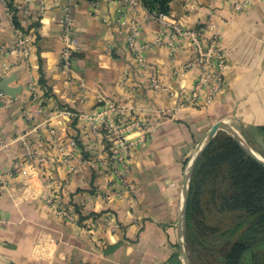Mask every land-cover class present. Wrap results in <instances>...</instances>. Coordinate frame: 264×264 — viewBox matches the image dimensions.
I'll return each mask as SVG.
<instances>
[{"label":"crops","instance_id":"1","mask_svg":"<svg viewBox=\"0 0 264 264\" xmlns=\"http://www.w3.org/2000/svg\"><path fill=\"white\" fill-rule=\"evenodd\" d=\"M9 2L13 14L0 0V81L10 78L19 92L0 97L7 144L0 175L8 181L0 187V264H186L179 223L184 163L219 121L262 134L264 0L171 2L167 22L219 34L227 60L225 85L213 100L204 88L198 105L184 107L200 74L198 65L186 67L195 47L185 38L172 49L169 34L158 44L162 23L140 0ZM68 6L79 43L70 72L60 69ZM132 23L139 26L135 51L127 42ZM24 37L26 52L17 45ZM142 60L156 66L159 89ZM31 83L43 100L40 114ZM108 103L125 107L127 117L118 119H128V136H146L132 145V189L90 160L103 141L85 122ZM23 134L34 152L31 165L16 139Z\"/></svg>","mask_w":264,"mask_h":264},{"label":"rangeland","instance_id":"2","mask_svg":"<svg viewBox=\"0 0 264 264\" xmlns=\"http://www.w3.org/2000/svg\"><path fill=\"white\" fill-rule=\"evenodd\" d=\"M6 1L10 14H13L15 7L9 0ZM125 111V107L108 103L99 112L102 117L87 120L85 123L88 124L89 130L103 141L101 152L94 154L90 160L94 161L103 173L132 189L129 182L134 155L132 145L136 146L140 140L146 139V136L141 135L137 139L129 136L128 147L121 150L118 146V138L121 131L128 134L129 123L128 119L119 121L118 117H127ZM222 122L232 126L229 122ZM234 129L255 154L264 158V134L251 137L249 130L236 127ZM231 140L235 139L228 131L219 129L202 152L198 162L201 161L194 170V174H197L193 179L192 191L189 192L184 239L185 250L192 264H227L224 254L239 239L241 232L247 227L261 224L258 216L237 208L232 200L237 192L234 177L240 169L236 165L238 159L234 157L227 161L222 160L225 155L233 152ZM246 154L249 155L247 152ZM191 161L192 158L184 163L185 173L189 171ZM263 259L264 245L258 247L253 256L250 254L245 263L262 264Z\"/></svg>","mask_w":264,"mask_h":264},{"label":"built area","instance_id":"3","mask_svg":"<svg viewBox=\"0 0 264 264\" xmlns=\"http://www.w3.org/2000/svg\"><path fill=\"white\" fill-rule=\"evenodd\" d=\"M236 8L240 9L241 4L239 3ZM151 15L154 18L160 20V22L162 23V27L158 33L156 40L158 44H163V37L169 34L171 36V41L167 42V44L171 46L172 49L176 48V42L179 41L178 39L185 38L188 39L195 47V57L191 62L187 64L186 67L189 68L194 65H198L200 68V74L196 81L194 89L184 97L185 99L180 102V105L183 107L198 105L202 90L204 88H207L208 90L207 99L212 101L213 98L217 95V93L225 85L224 70L227 65V60L224 51L221 48L219 34L216 33L212 36H208L203 26H198L196 28H185L178 22H167L166 15ZM75 20V9L73 6H68L62 19L64 45L60 58V69L66 72H70L74 66V52L79 44L75 30ZM138 34L139 26L137 24L132 23V30L127 36V42L129 47L133 51L138 49ZM27 42L28 39L24 37L19 41L17 45L24 47L26 52ZM140 64L141 66L152 70L153 75L151 78V85L154 89H159L161 87V84L159 81V74L156 66L150 65L144 60H142ZM30 89L32 91V100L37 105L35 112L40 114L43 112V100L40 95L39 87L37 84L31 83ZM6 96L8 95L5 92L0 91V97ZM65 112L69 115L72 114L69 110H65ZM27 115L29 116L28 112ZM99 117H102V115L98 113L95 116L87 117V120H96ZM119 137L120 138H118V146L121 147V150H124L128 147L129 136L128 134H126L125 131H121ZM16 139L20 141L21 144L26 148L27 160L24 162L25 165L32 163L35 156L27 134L19 135ZM71 145L75 147L76 141L73 140L71 142ZM6 146L7 144L4 140L2 132L0 131V151L5 149ZM15 168H17V165L15 166ZM12 172H10L9 175H12ZM7 182V178L0 175V187L2 189H5L7 187Z\"/></svg>","mask_w":264,"mask_h":264},{"label":"trees","instance_id":"4","mask_svg":"<svg viewBox=\"0 0 264 264\" xmlns=\"http://www.w3.org/2000/svg\"><path fill=\"white\" fill-rule=\"evenodd\" d=\"M90 1L95 2L99 0ZM140 1L149 13L161 16L170 13V4L173 0ZM13 21L16 26L21 27L17 15H14ZM259 132L264 134V126L259 128ZM231 145H233V152L225 155L222 160L227 161L234 157L238 159L236 160V165L240 169L234 177V186L237 192L232 197V200L237 208L251 215L258 216L261 224L245 228L241 232L239 239L226 251L224 258L227 264H246L245 260L248 256L250 254L253 256L256 249L264 245V166L247 155L246 151L237 141L231 140ZM200 161L197 163L198 165ZM196 174H194L191 180L190 193ZM262 264H264V259Z\"/></svg>","mask_w":264,"mask_h":264},{"label":"water","instance_id":"5","mask_svg":"<svg viewBox=\"0 0 264 264\" xmlns=\"http://www.w3.org/2000/svg\"><path fill=\"white\" fill-rule=\"evenodd\" d=\"M11 82L10 78H6L2 81H0V91H4L6 94L10 96H16V94L19 92V89L9 86ZM219 129H224L228 131L233 138L239 143V145L255 160L259 161L264 165V158L255 154L241 139L238 133L235 131V129L230 126L227 123H224L222 121L217 122L213 125L211 128L207 138L205 141L199 145L198 149L194 153L191 161V167L187 173H185L184 177V184L182 189V198H181V214H180V245L182 248L183 256L185 259L186 264H192L188 253L185 250L184 246V239L186 234V208L188 203V197L190 192V185L192 176L194 174V170L196 168L197 162L202 154V152L208 147V145L211 143V141L214 139L215 135L217 134Z\"/></svg>","mask_w":264,"mask_h":264}]
</instances>
